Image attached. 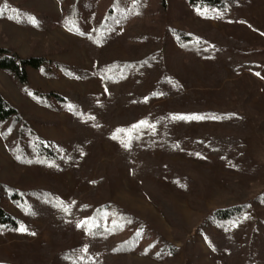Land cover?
Listing matches in <instances>:
<instances>
[{"label": "rangeland", "instance_id": "1", "mask_svg": "<svg viewBox=\"0 0 264 264\" xmlns=\"http://www.w3.org/2000/svg\"><path fill=\"white\" fill-rule=\"evenodd\" d=\"M10 1L50 18L61 14L57 0ZM85 2L82 20L88 31L93 12L104 11L107 2ZM167 5L159 14L163 27L160 36L167 34V27L208 35L220 48L252 62L253 67L234 72L224 63L205 60L198 62L203 75L188 66L177 73L182 93L150 100L138 110L141 118L152 120L156 125L152 156L148 153L130 159L114 143L106 141L97 152L91 153L89 174L52 173L39 167H16L0 138V181L17 189L52 187L68 204L76 198L92 202L109 195L113 203L147 220L178 247L170 264H247L260 244V220L264 219V202L256 201L264 193V0H239L231 16L216 10L193 9L184 0H168ZM83 42L84 38L61 25L38 30L0 19V47L12 48L23 57L45 56L91 70L93 60ZM177 49V45L171 43L168 51ZM119 50L126 56L125 48ZM224 68L227 74L222 77ZM29 80L33 89L44 92L89 95L99 104L106 97L99 77L83 81L58 72L57 77L49 78L30 69ZM0 92L23 113L33 117L38 131L62 153L69 149L73 130L67 124L70 117L67 111H55L38 104L1 70ZM193 114L205 118L187 121L171 118ZM223 115H229L230 119H224ZM221 137L229 140L231 146L223 152L212 153L206 145ZM219 147H223L222 143ZM167 164H174L195 177L199 182L196 192L185 188L176 192L170 175L165 172ZM146 188L154 189L153 192L171 205L181 225H172L164 217L146 195ZM239 204L249 205L248 212L254 222L233 234L240 252L237 254L227 248L213 253L199 230L202 222L217 209ZM7 210L23 218L21 227L25 231L0 232V256L3 257L0 264H64L61 254L70 247L81 249L83 258H97L81 233L68 234L61 230L56 218L50 222L28 221L12 203ZM117 261L119 264H162L134 253L119 256Z\"/></svg>", "mask_w": 264, "mask_h": 264}, {"label": "trees", "instance_id": "2", "mask_svg": "<svg viewBox=\"0 0 264 264\" xmlns=\"http://www.w3.org/2000/svg\"><path fill=\"white\" fill-rule=\"evenodd\" d=\"M57 1L61 14L50 18L19 7L10 0H0V19L38 30L61 25L84 38L83 44L93 60L92 69L88 70L45 56L23 57L12 48L0 47V70L9 74L25 94L31 93L29 96L38 104L55 111H67L70 114L67 124L73 130L70 147L62 153L38 131L33 117L23 113L0 92V138L16 167H39L52 173L89 174L91 153L97 152L106 141L114 143L130 159L141 158L148 153L152 156L156 125L152 120L141 118L138 110L150 100L182 93L177 73L188 66L202 74L198 62L205 60L224 63L234 72L254 65L223 50L208 35L199 36L188 29L167 27V34L160 36L163 27L159 14L166 10L168 0H137L135 4L132 0H106L104 11L93 12L88 31L82 20L85 0ZM184 1L193 9L216 10L229 16L234 14L239 4V0ZM171 43L178 47L175 52L168 51ZM120 47L125 48L126 56L120 53ZM30 69L49 78L57 77L58 72L83 81L99 77L105 101L99 104L95 97L89 95L33 89L29 80ZM221 74L222 77L227 74L225 68ZM223 116L230 119L229 115ZM142 120L147 121V126L133 128ZM118 129L124 131L118 132ZM114 135L116 139L112 138ZM123 143H128L129 147H123ZM221 143L223 147L220 149ZM230 146V141L222 137L214 138L206 145L212 153L223 152ZM165 172L170 175L176 192L185 188L194 193L198 189V180L178 166L167 164ZM148 189L146 195L164 217L172 225H181L171 205L153 192L154 189ZM256 201L264 202V193ZM9 203L14 204L28 221L50 222L56 218L61 230L68 231V234L73 231L81 233L90 252L97 255V258H83L81 249L70 247L61 254L64 264H119L117 257L133 253L170 264L179 250L147 220L113 203L109 195L92 202L76 198L68 204L52 187L17 189L0 181V232L16 233L24 221L21 216L7 210ZM248 211V204H239L217 209L204 219L199 230L213 253L227 248L234 249L237 254L240 252L241 247L233 234L248 223L254 225ZM260 222V244L247 264H264V219ZM77 224L81 226L78 228Z\"/></svg>", "mask_w": 264, "mask_h": 264}, {"label": "snow or ice", "instance_id": "3", "mask_svg": "<svg viewBox=\"0 0 264 264\" xmlns=\"http://www.w3.org/2000/svg\"><path fill=\"white\" fill-rule=\"evenodd\" d=\"M133 4H135L137 2V0H132ZM35 21L33 20V23ZM29 95H31V93H29ZM172 119L174 120H201V119H204L205 117H202V116H199V115H190V116H183V115H177V116H173L171 117ZM143 126H147V121H140L138 124L136 125H133V128H139V127H143ZM118 132H122L124 131L123 129H118L117 130ZM113 139H116V136L114 135L112 137ZM123 147L125 148H128L129 147V144L128 143H123L122 145ZM64 211H68L67 208H64L63 209ZM81 223H84V222H81ZM81 226V224H77V227L79 228ZM90 226H94V225H90ZM19 231H25V229H23L22 227L19 229Z\"/></svg>", "mask_w": 264, "mask_h": 264}]
</instances>
